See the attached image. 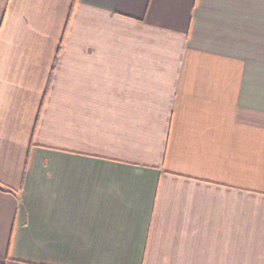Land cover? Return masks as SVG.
I'll return each mask as SVG.
<instances>
[{
  "label": "crops",
  "instance_id": "crops-1",
  "mask_svg": "<svg viewBox=\"0 0 264 264\" xmlns=\"http://www.w3.org/2000/svg\"><path fill=\"white\" fill-rule=\"evenodd\" d=\"M0 264H264V0H6Z\"/></svg>",
  "mask_w": 264,
  "mask_h": 264
},
{
  "label": "rangeland",
  "instance_id": "rangeland-1",
  "mask_svg": "<svg viewBox=\"0 0 264 264\" xmlns=\"http://www.w3.org/2000/svg\"><path fill=\"white\" fill-rule=\"evenodd\" d=\"M5 3H6V0H0V24H1V18L3 15V11L5 8Z\"/></svg>",
  "mask_w": 264,
  "mask_h": 264
},
{
  "label": "trees",
  "instance_id": "trees-1",
  "mask_svg": "<svg viewBox=\"0 0 264 264\" xmlns=\"http://www.w3.org/2000/svg\"><path fill=\"white\" fill-rule=\"evenodd\" d=\"M0 188L2 189L1 185H0Z\"/></svg>",
  "mask_w": 264,
  "mask_h": 264
}]
</instances>
